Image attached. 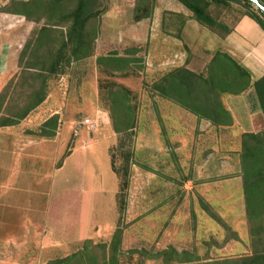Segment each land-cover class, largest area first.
I'll use <instances>...</instances> for the list:
<instances>
[{
    "label": "rangeland",
    "instance_id": "obj_1",
    "mask_svg": "<svg viewBox=\"0 0 264 264\" xmlns=\"http://www.w3.org/2000/svg\"><path fill=\"white\" fill-rule=\"evenodd\" d=\"M22 1L30 0H0V122L30 103L33 74L23 68L29 54L22 64L21 55L49 17L9 13ZM101 11L93 56L50 77L46 100L0 128V264H51L84 252L96 257L89 264H102L118 228V264H165L160 254L171 249L173 264L184 251L204 262L250 255L243 135L213 127L154 88L175 68L204 69L203 48L188 46L191 30L183 39L192 13L176 0H102ZM241 11L211 9L230 28ZM48 49L34 57L44 60ZM113 54L135 58L134 70L101 73L97 59ZM116 86L130 91L136 115L135 128L121 134L107 100ZM87 119L93 129L82 124Z\"/></svg>",
    "mask_w": 264,
    "mask_h": 264
},
{
    "label": "trees",
    "instance_id": "obj_2",
    "mask_svg": "<svg viewBox=\"0 0 264 264\" xmlns=\"http://www.w3.org/2000/svg\"><path fill=\"white\" fill-rule=\"evenodd\" d=\"M176 1L192 13L197 23L223 40L233 32L237 23L244 17L256 22L264 31V13L258 8L257 11L251 9L253 3L247 0ZM259 1L264 6V2ZM13 4L18 6V10L9 13L23 16L29 21L37 22L38 12L49 11V17L46 26L33 32L21 55L22 64L25 56L29 54V61L25 63V67H22L25 72L33 74L30 75L33 82L30 103L17 116L2 119L0 128L19 124L46 100L47 81L50 77L62 74L71 64L93 56L94 42L98 35L95 21L102 12V0H30ZM214 6L227 10L240 6L244 11H241V18L230 28L213 16L211 9ZM149 13L146 12L142 18H147ZM45 43L49 46L45 59L35 58L34 56ZM203 53L208 58L206 63L203 61L204 69L196 71L189 67V64L175 68L160 76L154 85L155 90L161 96L175 100L200 120H206L217 128L231 127L234 123L232 114L223 101L224 96H238L253 88L260 108L264 112V78L253 83L251 74L228 53L221 51L216 53L203 51ZM136 62L135 58L122 57L118 54L101 56L97 59L99 70L106 75L116 73L129 75L134 70ZM105 90L106 86L101 80L102 97ZM130 94V91L122 86L111 87L108 91L107 100L114 128L119 134L135 128L136 115L130 105ZM55 121L56 119L52 118L46 124ZM240 166L244 181L246 213L250 223L252 253L240 258L204 262L193 253L184 251L179 253V264H264V132L243 134ZM114 171L117 172L116 169ZM121 237L122 230L118 228L109 251L102 257V264H118L120 257L124 255L120 249ZM171 254H176L175 250L171 249L160 254L165 264H173L168 259ZM93 260L96 261L95 256L84 252L51 264H89V262L93 263Z\"/></svg>",
    "mask_w": 264,
    "mask_h": 264
},
{
    "label": "crops",
    "instance_id": "obj_3",
    "mask_svg": "<svg viewBox=\"0 0 264 264\" xmlns=\"http://www.w3.org/2000/svg\"><path fill=\"white\" fill-rule=\"evenodd\" d=\"M191 22L193 24H188L183 30L185 41L189 38V35H187L188 29L191 30L192 36L196 38L193 41H191L192 38H189L188 42L190 44L186 42L190 49V45L198 44L203 48L201 52L216 53L221 51L228 53L251 74L253 83L264 78V31L256 22L248 17L242 18L225 40L212 34L211 31L196 21L192 20ZM196 30L205 33V37L204 35L201 36L200 33L197 34ZM225 106L232 114L234 121L233 126L230 128L238 130L242 135L264 132V112L260 108L253 88L241 95L226 97ZM14 264L35 263L15 262Z\"/></svg>",
    "mask_w": 264,
    "mask_h": 264
},
{
    "label": "water",
    "instance_id": "obj_4",
    "mask_svg": "<svg viewBox=\"0 0 264 264\" xmlns=\"http://www.w3.org/2000/svg\"><path fill=\"white\" fill-rule=\"evenodd\" d=\"M247 1L253 3L258 9L262 11V13H264V6L261 4L259 0H247Z\"/></svg>",
    "mask_w": 264,
    "mask_h": 264
},
{
    "label": "built area",
    "instance_id": "obj_5",
    "mask_svg": "<svg viewBox=\"0 0 264 264\" xmlns=\"http://www.w3.org/2000/svg\"><path fill=\"white\" fill-rule=\"evenodd\" d=\"M82 124L84 126H88V127L92 128V129L95 127L94 124H93V122L91 120H89V119L83 121Z\"/></svg>",
    "mask_w": 264,
    "mask_h": 264
}]
</instances>
